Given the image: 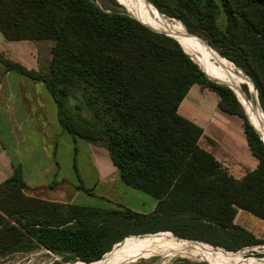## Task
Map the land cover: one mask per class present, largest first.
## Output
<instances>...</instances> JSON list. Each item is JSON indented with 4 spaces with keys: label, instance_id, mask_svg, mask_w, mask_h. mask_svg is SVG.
I'll list each match as a JSON object with an SVG mask.
<instances>
[{
    "label": "trees",
    "instance_id": "obj_1",
    "mask_svg": "<svg viewBox=\"0 0 264 264\" xmlns=\"http://www.w3.org/2000/svg\"><path fill=\"white\" fill-rule=\"evenodd\" d=\"M117 2V10H108L93 0H0V31L13 42L54 43L47 73L18 64H11L12 69L44 83L58 106L60 125L102 145L121 182L152 197L156 208L139 213L123 205L94 208L29 197L17 167L0 187V256L45 249L69 255L67 261L92 264L130 236L160 232L231 252L258 245L234 221L240 210L264 221L260 133L226 82L207 76L179 39L140 23ZM149 2L181 22L203 49L249 77L264 112V0ZM219 2L226 15L224 29L217 23ZM195 85L215 93L220 109L242 121L258 160V167L242 179L200 147L203 130L180 115L179 107ZM68 98L82 102L103 128L70 116ZM245 101L252 110L248 96ZM156 235L176 239L170 233Z\"/></svg>",
    "mask_w": 264,
    "mask_h": 264
},
{
    "label": "rangeland",
    "instance_id": "obj_2",
    "mask_svg": "<svg viewBox=\"0 0 264 264\" xmlns=\"http://www.w3.org/2000/svg\"><path fill=\"white\" fill-rule=\"evenodd\" d=\"M93 1H95V3L99 6L108 10H117L114 1H118L125 6L123 8L127 10L130 15H132L139 21H145L152 26L156 25L167 28L166 26L160 24L155 20H150L139 16L137 12L131 9L132 5L128 0ZM219 7L220 15L217 23L220 28L224 29L227 21L223 6L220 2ZM150 11L155 12L153 10ZM166 19H168L169 22L173 24L179 23V21L176 19L170 20L169 17H167ZM180 23L178 25L182 27L185 32V28ZM161 32L165 33L164 31ZM186 38L187 40H189L190 45L193 46V49L197 50L192 40L188 36H186ZM37 43L40 49L44 47L48 52V54L45 55L43 54L44 49L43 51L41 50V53L39 55L41 60L44 61L45 59H47L46 57L48 55V58H50V48H52L54 43L52 41H40ZM198 43L200 49L202 50V54L206 55L204 56V60L209 63H213V58L210 57V55L212 54L213 57L219 55L215 54L212 51L203 49L201 43L199 41ZM47 47L49 48V50L47 49ZM188 53L192 57L194 56V54H190L189 50ZM222 60L230 70H235V73L239 76H235L233 80H227L222 77H215L211 73L210 74L217 80H222L227 83L230 82L231 86L234 87V90L238 91L244 99H246V97L248 96L252 111L255 112L254 114L260 111L259 114L264 122V112L260 104L259 96L258 100L260 106L257 103L256 92L252 85L253 82L251 83L248 79H246L244 77L246 75L241 70L232 66L227 60L223 58ZM242 84L245 85H243L241 90ZM245 87H247V90H245ZM236 95L245 108L239 95ZM42 110L43 113L39 112V115L43 114L45 116L43 124L45 140L47 142H50L53 147L57 149L59 148L58 153H56L55 155L47 153L43 155V162L41 165H43V179L46 183L51 179V175L55 174L51 181L53 183L59 182V186L61 187L60 189L64 190L65 192V187L67 186L62 183V177L66 178V180H68L67 183L70 187L67 197L71 201H74V203L77 205L94 208H111L116 207L117 205H123L133 211L140 213H151L153 211V204L155 200L152 197L123 185L118 180V176H116L113 181H110L108 179V174L100 173V170L96 167V144H93L78 135L70 134L67 130L63 129L58 122V119L56 117L57 115L54 113L51 107L45 106ZM66 111L70 116L74 118L80 119L81 121H85L87 123H91L99 129L103 128V123L98 120L92 114V112L84 106L82 102L78 100L68 98L66 100ZM254 114H252L251 116L248 115L250 121L252 120L254 122ZM68 149L75 153H71L69 155ZM49 160H51L50 162L58 163L60 165V169L57 168L58 166L50 169ZM109 164L111 168L116 172V169L111 165L110 161ZM47 169L49 170L47 171ZM55 187V184H51V188L49 189H56ZM79 187L80 189H82V191L78 190ZM39 195H43L48 199L54 197V194H52L50 190L47 191V193H39ZM234 224L248 231L258 241H260V243L258 245L245 247L241 250H238L237 252H231L222 247H214L208 243L179 238L171 232H160L170 233L177 240L156 235L160 233L130 236L121 243L116 244L113 248V251L117 246L120 245L127 247V249L120 255V261L118 264H264V221L257 219L250 213L240 210L237 213ZM162 241H174L180 243L181 245H178V248H186V245L189 244V246L191 245L193 247H196V249L201 253L205 252V250H208L211 251V254L207 256H199L195 253V251H193V249L191 250V248L189 251H181L179 249L168 247ZM67 258H69V255L62 256L53 254L47 250L38 249L30 252H17L0 256V264H84L76 260L67 261Z\"/></svg>",
    "mask_w": 264,
    "mask_h": 264
},
{
    "label": "crops",
    "instance_id": "obj_3",
    "mask_svg": "<svg viewBox=\"0 0 264 264\" xmlns=\"http://www.w3.org/2000/svg\"><path fill=\"white\" fill-rule=\"evenodd\" d=\"M47 49L49 50L48 47ZM41 50L43 54H48L44 47L40 49L37 42L9 41L0 31V187L12 177L14 169L20 167L27 185V196L64 205L82 206L68 199L70 187L66 178L62 177V183L67 186L65 192L60 189L59 182L51 181L55 174L51 175L47 183L43 179V155H55L59 148L45 140V116L39 115V112L43 113L45 106L51 107L58 119L57 104L44 83L33 81L11 67V64H18L28 71L47 73L52 57L51 48L50 58L48 55L44 61L39 56ZM179 113L203 130L200 147L211 153L230 175L242 179L258 167V160L249 149L242 121L220 109L219 97L215 93L199 85L193 86L182 101ZM96 146V167L100 173L108 174L110 181L118 176L121 182L106 149L100 144ZM71 153L75 152L68 149V154ZM49 166L50 169L57 166L60 169L58 163L50 162ZM51 184H55L56 189H49ZM49 190L54 194L51 199L39 195ZM78 190L82 191L80 187ZM156 205L155 201L153 211Z\"/></svg>",
    "mask_w": 264,
    "mask_h": 264
},
{
    "label": "bare ground",
    "instance_id": "obj_4",
    "mask_svg": "<svg viewBox=\"0 0 264 264\" xmlns=\"http://www.w3.org/2000/svg\"><path fill=\"white\" fill-rule=\"evenodd\" d=\"M130 2L131 9L134 10L135 12H137V14L143 18H147L150 20H155L157 22H159L160 24H163L164 26L167 27L166 28H161L159 26L154 25L155 28L161 30V31H165V32H171L173 34V36L180 42V44L187 50H189L190 54H194V56L191 57L193 58V60L207 73H211L214 76L217 77H223L227 80H233V78L235 76H239L235 73V70L232 71L230 70L223 62L222 58H220L219 56H215L213 57V55L211 54L210 57L213 58V63H209L206 60H204V56H206L205 54H202V50L199 47V43L197 40H195L192 36H190L186 31L184 32V30L182 29V27H180L178 24H173L171 22H169L168 19H166L164 16L160 15L159 12L151 5H148L146 2V5L149 8H152L153 10H155V12H152L148 9L145 8V6L143 5L141 0H128ZM134 13V12H133ZM176 22V21H175ZM186 36H188L192 42L195 45V49H193V46L190 45L189 40H187ZM187 50V51H188ZM196 60H195V59ZM205 67V68H204ZM218 73V74H216ZM221 74V75H219ZM225 75V76H224ZM227 83V82H226ZM228 86H231V83H227ZM234 90V87H232ZM240 97L241 101L243 102L244 106H245V110L247 112L248 115H252L255 112H253L252 110H249L245 104V99L239 94L238 91L234 90ZM260 112V111H259ZM259 112H257L256 114L253 115V119H254V123L253 126L256 127L257 131L260 133L262 139L264 140V122L259 114ZM142 242V241H141ZM164 244H166L168 247L173 248V249H179L181 251H189L190 248L191 250L193 249V251H195V253L199 256H207L211 254V251L205 250V252L201 253L199 252L196 247L193 246H189V244H187L186 248H178V245H181L180 243L174 242V241H162ZM144 243V242H143ZM141 243V244H143ZM127 249V247L125 246H117L115 248V250L113 251V253L111 255H108L106 257H104L102 260L95 262L93 264H118L119 263V257L120 255ZM187 253V252H186ZM221 255V254H220ZM238 260V259H237ZM226 261V260H225ZM242 264V263H241Z\"/></svg>",
    "mask_w": 264,
    "mask_h": 264
},
{
    "label": "water",
    "instance_id": "obj_5",
    "mask_svg": "<svg viewBox=\"0 0 264 264\" xmlns=\"http://www.w3.org/2000/svg\"><path fill=\"white\" fill-rule=\"evenodd\" d=\"M147 2L148 3H150L149 2V0H147ZM151 4V3H150ZM121 5V4H120ZM152 5V4H151ZM127 11V10H126ZM128 12V11H127ZM159 12V11H158ZM129 13V12H128ZM159 14L160 15H162V16H165V15H163V14H161L160 12H159ZM131 17H133L132 15H131ZM166 17V16H165ZM134 18V17H133ZM135 19V18H134ZM170 20H173V19H171V18H169ZM137 20V19H136ZM137 21H139V20H137ZM140 23H142L141 21H139ZM143 24V23H142ZM145 25V24H144ZM165 32V31H164ZM165 34L166 35H168V36H171V37H173V34L171 33V32H165ZM190 36L192 35V34H190V33H188ZM174 38V37H173ZM175 39V38H174ZM206 45H207V47H209V48H211L210 46H209V44L204 40V39H202V38H200ZM181 45V44H180ZM182 46V45H181ZM182 48H183V46H182ZM184 49V48H183ZM185 51V50H184ZM186 52V51H185ZM187 55H189V54H187ZM190 56V55H189ZM190 58L193 60V58L190 56ZM194 61V60H193ZM195 62V61H194ZM196 63V62H195ZM197 64V63H196ZM198 65V64H197ZM199 66V65H198ZM200 67V66H199ZM201 68V67H200ZM205 72V71H204ZM206 73V75L207 76H209L208 74H207V72H205ZM244 76V75H243ZM246 79H248L251 83H252V81L247 77V76H244ZM218 83H220L219 81H217ZM252 85H253V88H254V90H255V92H256V99H257V103H258V105H259V100H258V91H257V89L255 88V86H254V84L252 83ZM230 87V86H229ZM232 90H233V88L232 87H230ZM234 91V90H233ZM235 92V91H234ZM235 94H237L236 92H235ZM260 106V105H259ZM247 113V112H246ZM248 115V114H247ZM249 117V116H248ZM250 120V119H249ZM251 122V121H250ZM252 124V123H251ZM253 125V124H252ZM255 128V127H254ZM256 129V128H255ZM256 131H257V129H256ZM258 132V131H257ZM259 133V132H258Z\"/></svg>",
    "mask_w": 264,
    "mask_h": 264
}]
</instances>
